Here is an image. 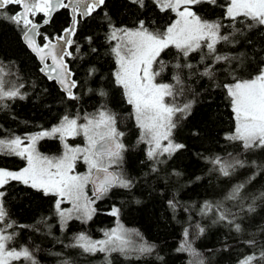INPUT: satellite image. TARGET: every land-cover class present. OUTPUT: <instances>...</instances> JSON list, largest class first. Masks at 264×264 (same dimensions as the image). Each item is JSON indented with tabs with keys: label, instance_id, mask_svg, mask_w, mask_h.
<instances>
[{
	"label": "snow or ice",
	"instance_id": "1",
	"mask_svg": "<svg viewBox=\"0 0 264 264\" xmlns=\"http://www.w3.org/2000/svg\"><path fill=\"white\" fill-rule=\"evenodd\" d=\"M135 17L131 26L116 24L104 11L106 0H0V21L13 24L21 34L26 46L35 54L43 73L49 81L56 82L64 98L79 101L81 81L71 67V61L99 53L97 37L86 34L88 21L102 19L107 54L114 62L111 83L120 90L124 102L130 106V117L140 130L138 143L146 145L145 156L153 162L152 172H159L157 165L167 162L176 152L186 147L174 139L180 122L191 115L198 102L197 93L186 85L192 77L207 79L212 86L222 91L230 109L233 128L224 139L237 142L245 152L264 150V0H127ZM207 4L222 9V18L207 19L199 14L197 6ZM67 13V20L56 26V14ZM161 17L168 22L160 23ZM223 20L229 21L232 31H222ZM261 32V47L247 33ZM238 36H246L252 54L234 55L225 53L219 45L241 43ZM104 45H101L103 47ZM175 50L174 62L164 56ZM198 57V59H197ZM196 60V63H193ZM97 68H87L89 79L96 77ZM164 72L170 78L161 79ZM95 83V80H93ZM24 81L13 70V66L0 62V109L9 107L7 102L26 99ZM89 92L107 98L109 92L103 87L89 88ZM191 93V97H189ZM119 117L107 104L96 111L65 114L58 125L24 136L5 132L0 126V156L17 157L24 166L8 168L0 166V264H39L35 252L28 246H12L18 233V225L11 218L7 206L9 188L23 185L52 199L60 230L66 231L71 220L87 223L98 213L97 201L104 199L113 189L131 190L136 181L123 170L124 153L128 150L118 127ZM198 135V133H193ZM83 136L85 143L72 145L69 138ZM44 138L59 139L63 154L48 156L37 149ZM165 157V159H161ZM210 172L224 178L233 177L239 169H257L246 180L237 182L225 193L224 201H231L240 211H255V201L264 200V192L251 196L246 191L257 175L264 173V165L249 163L238 155L207 157ZM77 161L87 165V171H75ZM179 175V173H176ZM199 179V178H198ZM91 185V195L88 186ZM175 210L176 200H169ZM64 205H68L65 207ZM121 209L113 206L107 215L116 218V226L103 232L102 239H93L80 232L64 244L89 255L105 254V264H112L111 254L119 253L126 259H140L156 252V245L148 242L135 230L126 229L120 223ZM201 215L214 214L213 222H224L240 233L242 224L237 213L225 207L223 201H205ZM47 218L43 221L46 223ZM51 229V225H48ZM199 234L205 229L197 225ZM37 231L39 229H36ZM264 232V229L261 230ZM51 234V233H49ZM140 238L138 245L132 244L130 236ZM184 240L177 251H186L193 256L200 254L192 248L189 230L183 232ZM259 253L244 256L238 264H262L264 245L255 238L245 241ZM61 256L62 253H55ZM163 261V256L157 254ZM60 264H73L69 258ZM199 264H204L203 259Z\"/></svg>",
	"mask_w": 264,
	"mask_h": 264
},
{
	"label": "trees",
	"instance_id": "2",
	"mask_svg": "<svg viewBox=\"0 0 264 264\" xmlns=\"http://www.w3.org/2000/svg\"><path fill=\"white\" fill-rule=\"evenodd\" d=\"M106 4L104 11L116 24L132 25L135 17L127 0H106ZM197 8L199 14L207 19L222 18V9L219 7L204 4ZM67 18V13L61 10L56 14V26L63 25ZM167 22V17H161V24ZM222 23L225 25L222 31H232L228 27L229 21L222 19ZM88 25L86 34L97 37L96 46L99 53L71 61V67L81 81V87L78 91L80 100L68 101L56 82L49 81L40 72L36 56L23 42L17 28L7 21H0V62L13 66V70L25 83L22 91L27 93L26 99L9 101V107L0 109V126L5 132L25 135L55 125L65 114H75L77 111L81 115L91 113L106 103L107 107L118 115V127L125 133L123 140L128 150L124 153L122 168L129 177L135 179V187L130 191L113 189L104 199L97 201L96 207L99 211L92 220L87 223L71 220L67 230L62 232L51 198L23 185H14L9 188L7 198L11 218L18 225L29 227L15 229L18 236L12 246L25 245L33 250L38 248L39 251H36L35 255L39 264H60L65 258L71 259L73 264H105L104 253L89 255L77 248L64 247L57 241L63 240L64 244H67L80 232L100 237L105 229L116 224V218L107 215L111 207L116 206L121 209L119 221L130 230L138 231L145 240L157 247L155 253L140 259H126L119 253H113L110 257L112 264H199L200 259H203L204 264H238L244 256L253 252L258 254L259 247H249L245 241L255 238L258 244L264 245V232L261 231L264 229V200L257 199L254 204L255 211L246 212L240 211L231 201L223 199L233 184L246 180L257 169L242 168L233 177L224 178L210 172L212 166L206 160L207 157L227 156L232 153L249 163L255 161L258 165H264V150L245 152L237 142L224 139L225 134L232 130L233 121L222 91L214 88L212 82L206 78L194 76L186 81V85L197 93L198 101L193 106L191 115L183 119L174 132L175 141L185 144L186 147L167 159L166 163L157 165L159 172H152L153 162L146 159V145L138 143L140 130L130 117V106L124 102L120 90L111 83L110 76L115 66L107 54L102 19L90 20ZM247 35L251 36L256 50H259L260 30H255L254 35ZM237 38L241 43L235 47L219 45L218 48L234 55H251L253 50L246 43V36ZM174 56L175 50H170L163 58L172 63ZM193 63H196V60H193ZM92 65L98 71L96 77L89 79L86 72ZM165 78H170L169 72L163 73L161 79ZM98 87H103L109 92L107 98L88 91L89 88ZM188 95L191 97V93ZM76 140L71 138L70 142L75 143ZM59 144V139L47 138L40 142V148L43 151L52 150L48 151L52 154L58 153ZM0 166L15 169L24 166V161L17 157L0 156ZM89 191L91 193V188ZM246 191L249 193V199L243 202L245 206L252 203L251 196L264 192V173L257 175ZM173 199L178 202L175 210L168 204V201ZM205 201H223L225 207L237 213V222L242 224L243 231L237 233L224 222L214 223V214L201 215L200 209ZM45 218L46 223H43ZM48 225L52 226L51 229ZM197 225L205 229L203 234H199ZM186 228L189 230L192 248L200 254L199 257L186 251H177L184 240L183 232ZM132 237V241L138 245L140 238L135 235ZM55 253L62 255L57 256ZM157 254L163 256L164 260H158Z\"/></svg>",
	"mask_w": 264,
	"mask_h": 264
},
{
	"label": "rangeland",
	"instance_id": "3",
	"mask_svg": "<svg viewBox=\"0 0 264 264\" xmlns=\"http://www.w3.org/2000/svg\"><path fill=\"white\" fill-rule=\"evenodd\" d=\"M60 122H58V123H56L55 125H58ZM55 125H53V126H55ZM53 126H51V127H53ZM51 127H49V128H44V129H50ZM40 130H42V129H40ZM40 130H37V131H34V132H29V133H36V132H38V131H40ZM29 133H26V134H29ZM25 134V135H26ZM21 136H24V134H22ZM77 140V142H75V143H71L70 142V139L71 138H69V140H68V143L69 144H72V145H81V146H83L84 145V143H85V140H84V138H83V136H77V137H75ZM45 139V138H44ZM47 139V138H46ZM43 140V139H42ZM42 140H40L38 143H37V149H38V151H40L42 154H44V155H48V156H60V155H62L63 154V151H64V149H63V145H62V143L60 142V144H59V147H60V149H59V152L58 153H51V152H48V151H52V150H48V151H43V150H41V148H40V142L42 141ZM60 141V140H59ZM23 167V166H22ZM12 169H14V168H12ZM75 171L76 172H78V173H84V172H86L87 171V165H85L82 161H77V166H76V169H75ZM89 188H91L90 187V185L88 186V194L89 195H91V193H90V191H89ZM68 205H66V207H67ZM121 223V222H120ZM122 224V223H121ZM116 226V224H114L113 226H111V227H109L108 229H111V228H113V227H115ZM123 226L126 228V229H129V228H127L124 224H123ZM108 229H105L104 231H106V230H108ZM130 230V229H129ZM103 231V232H104ZM133 236V235H132ZM132 236H130V240H131V242H132V244H134V245H136L135 243H134V241H132ZM92 237V236H91ZM93 239H102L103 238V233H102V235L100 236V237H92ZM113 254V253H112Z\"/></svg>",
	"mask_w": 264,
	"mask_h": 264
},
{
	"label": "water",
	"instance_id": "4",
	"mask_svg": "<svg viewBox=\"0 0 264 264\" xmlns=\"http://www.w3.org/2000/svg\"><path fill=\"white\" fill-rule=\"evenodd\" d=\"M24 42V41H23ZM30 50V49H29ZM31 51V50H30ZM34 54V53H33ZM35 55V54H34ZM37 58V57H36ZM39 61V60H38ZM57 84V83H56ZM58 85V84H57ZM58 87L60 88V86L58 85ZM91 189H92V186L90 185Z\"/></svg>",
	"mask_w": 264,
	"mask_h": 264
},
{
	"label": "flooded vegetation",
	"instance_id": "5",
	"mask_svg": "<svg viewBox=\"0 0 264 264\" xmlns=\"http://www.w3.org/2000/svg\"><path fill=\"white\" fill-rule=\"evenodd\" d=\"M37 59V58H36ZM37 61H38V59H37ZM39 62V61H38ZM39 64H40V62H39ZM40 67H41V64H40ZM26 134V133H25ZM46 139V138H45Z\"/></svg>",
	"mask_w": 264,
	"mask_h": 264
}]
</instances>
